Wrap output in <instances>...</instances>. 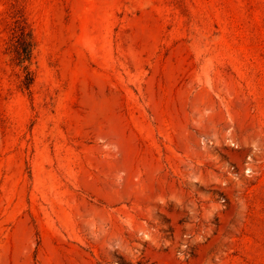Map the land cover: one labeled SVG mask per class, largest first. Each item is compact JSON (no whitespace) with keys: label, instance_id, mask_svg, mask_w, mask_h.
<instances>
[{"label":"rangeland","instance_id":"374dc122","mask_svg":"<svg viewBox=\"0 0 264 264\" xmlns=\"http://www.w3.org/2000/svg\"><path fill=\"white\" fill-rule=\"evenodd\" d=\"M0 264H264V0H0Z\"/></svg>","mask_w":264,"mask_h":264},{"label":"trees","instance_id":"16d2710c","mask_svg":"<svg viewBox=\"0 0 264 264\" xmlns=\"http://www.w3.org/2000/svg\"><path fill=\"white\" fill-rule=\"evenodd\" d=\"M12 49L15 60H17L18 63L22 64L25 61H28L30 59L32 49L31 40L28 34H26L24 31L17 34L16 45H13ZM23 69L25 71L24 85L28 87L32 80L31 73L28 71V68L26 66H24Z\"/></svg>","mask_w":264,"mask_h":264}]
</instances>
